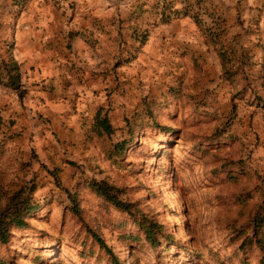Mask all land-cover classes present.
Instances as JSON below:
<instances>
[{"label": "rangeland", "instance_id": "374dc122", "mask_svg": "<svg viewBox=\"0 0 264 264\" xmlns=\"http://www.w3.org/2000/svg\"><path fill=\"white\" fill-rule=\"evenodd\" d=\"M244 1L238 26L217 30L229 71H104L84 93L82 77H36L15 54L19 21L61 2L0 0V212L18 190L37 204L29 226L0 242V264H262L261 249L242 242L264 212V0ZM147 31L133 28L140 40ZM204 56L197 67L210 64ZM12 60L19 88L7 85ZM99 110L112 133L96 129ZM93 179L135 212L98 196ZM139 220L161 225L157 245Z\"/></svg>", "mask_w": 264, "mask_h": 264}, {"label": "crops", "instance_id": "0c3cea01", "mask_svg": "<svg viewBox=\"0 0 264 264\" xmlns=\"http://www.w3.org/2000/svg\"><path fill=\"white\" fill-rule=\"evenodd\" d=\"M58 1L19 21L15 54L36 77H82L84 93L93 91L91 78L104 71L222 70L217 50H207L211 39L216 35L222 41L217 30L238 26L236 14L250 8L244 0ZM134 27L148 29L145 39L133 33ZM197 43L205 51L197 52ZM204 54L212 56L210 64L197 67Z\"/></svg>", "mask_w": 264, "mask_h": 264}, {"label": "trees", "instance_id": "16d2710c", "mask_svg": "<svg viewBox=\"0 0 264 264\" xmlns=\"http://www.w3.org/2000/svg\"><path fill=\"white\" fill-rule=\"evenodd\" d=\"M212 34V33H211ZM217 34V33H216ZM215 35V33H214ZM211 43L214 48L217 50L223 68L227 72V64L231 62V57L224 48L221 47L220 39L218 36H213L211 39ZM7 76L8 82L7 85L12 88H19L21 85V76L22 70L20 65L12 60V63L8 65L7 63ZM4 74H0V81L4 82ZM21 97H23V93H21ZM151 118L154 119L153 113H151ZM96 129L99 132L112 133L113 126L109 121L107 116L102 117L101 111L99 110L96 116ZM132 133L134 132L131 127ZM127 140H123L122 143L118 144V149H124ZM58 181V178H56ZM88 186L101 198L107 201L110 205L116 207L118 210L127 212L129 214H133L135 212V204L129 202L128 200H124L119 195L118 188L109 183L105 179L96 180L93 179L88 183ZM69 196L72 199L73 206L78 207V198L69 193ZM37 208V204H32L31 201L25 197L23 191H15L9 198H7L6 206L0 212V242H8L9 237L13 234L11 230V226L17 228L28 227L29 223L27 221V215H29L34 209ZM76 211H79L78 209ZM139 224L142 226L144 233L149 239L150 243L157 245L159 239L157 238L155 232L157 229L161 228V225L157 222H153L151 220L143 221L139 220ZM252 226V233H249V229L251 226H247L243 229V233H245V237L242 242V247L252 246L256 244L262 251L261 263L264 264V212H258V214L252 219L249 223ZM92 235L98 241L100 246L106 250H111V248L106 244L104 239L98 234L97 231L91 230ZM112 258L114 262L119 263L118 258L112 254Z\"/></svg>", "mask_w": 264, "mask_h": 264}]
</instances>
